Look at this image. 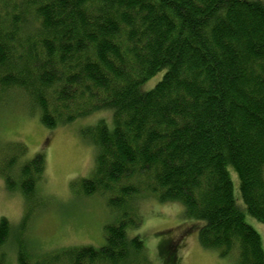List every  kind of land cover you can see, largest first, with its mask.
<instances>
[{"label":"trees","instance_id":"16d2710c","mask_svg":"<svg viewBox=\"0 0 264 264\" xmlns=\"http://www.w3.org/2000/svg\"><path fill=\"white\" fill-rule=\"evenodd\" d=\"M18 93L47 129L112 112L111 131L103 121L81 131L95 166L77 185L119 213L98 249L35 261L21 249L18 264H151L141 239L126 232L140 225L133 202L145 195L180 204L184 217L202 223L203 249L231 264H264L260 236L243 213L264 224L262 1L0 0V106ZM26 152L22 143L0 142V178L24 199L25 220L45 168L42 153L20 163ZM10 230L0 219V249Z\"/></svg>","mask_w":264,"mask_h":264},{"label":"rangeland","instance_id":"374dc122","mask_svg":"<svg viewBox=\"0 0 264 264\" xmlns=\"http://www.w3.org/2000/svg\"><path fill=\"white\" fill-rule=\"evenodd\" d=\"M264 3V0H260ZM158 74L140 86L146 93L162 78ZM16 103L0 106V142H19L27 152L21 162L42 153L45 160L43 177L37 183L32 212L24 219L27 205L18 191L6 190L0 178V219L7 220L11 236L0 249L6 264H18L17 252L24 251L35 261L52 252L71 248L104 244V227L118 220V212L107 206L106 196L82 193L77 181L89 179L94 171L95 150L81 136V131L103 121L113 129L112 112L101 111L55 129L43 127L38 114H31V105L21 94L13 95ZM233 196L237 207L244 205L239 195L238 177L229 169ZM74 183V185H73ZM134 205L140 216L137 228L127 227L129 238L138 236L144 244L151 264H231L214 250L203 249L197 241L202 223L184 217V209L177 203L158 202L155 196H142ZM244 213L245 222L260 236L264 252V224ZM168 246L172 260L167 258Z\"/></svg>","mask_w":264,"mask_h":264}]
</instances>
